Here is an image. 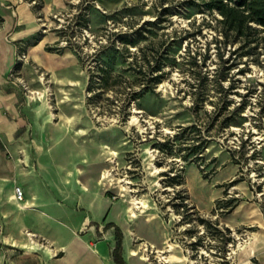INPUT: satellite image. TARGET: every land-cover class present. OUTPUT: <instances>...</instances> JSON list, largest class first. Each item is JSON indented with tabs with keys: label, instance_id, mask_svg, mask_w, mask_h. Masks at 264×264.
<instances>
[{
	"label": "rangeland",
	"instance_id": "rangeland-1",
	"mask_svg": "<svg viewBox=\"0 0 264 264\" xmlns=\"http://www.w3.org/2000/svg\"><path fill=\"white\" fill-rule=\"evenodd\" d=\"M22 1L36 19V37L52 36L46 45L61 50L50 67L29 59L19 65L21 82L9 78L23 92L26 133L18 139L41 188L119 201L139 264H255L250 249L238 245L254 233L264 240V225L230 230L220 218L234 199L258 206L264 220V46L242 55L238 43L224 40L215 15L188 8L187 0ZM138 29L144 34L136 46L122 42L139 38ZM66 41L72 46L59 45ZM113 46L120 48L113 65L119 83L89 87ZM144 54L153 66L162 60L164 79L134 100L139 83L148 85V75L138 74L151 69ZM204 136L211 138L203 158H182L180 144L197 146ZM23 179L18 174L22 189ZM66 203L81 227L83 201Z\"/></svg>",
	"mask_w": 264,
	"mask_h": 264
},
{
	"label": "crops",
	"instance_id": "crops-1",
	"mask_svg": "<svg viewBox=\"0 0 264 264\" xmlns=\"http://www.w3.org/2000/svg\"><path fill=\"white\" fill-rule=\"evenodd\" d=\"M37 32L28 4L22 0H0V264H116L112 252L117 228L122 234L123 260L126 264H139L132 256L130 231L123 227L125 215H121L119 201L85 192L80 198L76 193H49L41 188L37 166L32 165L34 171L26 166V147L18 139L26 133L20 134L25 121L21 111L23 92L19 85L9 82V75L16 64L18 44L27 46L31 62L50 67L49 59L55 54L48 51L46 44L54 38L36 37ZM18 174L24 178L23 204L14 199ZM76 197L83 201L85 217L81 227L87 218L92 220L83 236L79 235L82 228L73 223L72 209L66 203ZM220 223L234 230L241 226L262 228L264 220L258 206L238 203L226 219L220 218ZM96 233L107 235L108 241L97 238ZM262 241L256 234L251 243L255 264H264V243L259 244ZM47 249L54 253L49 254Z\"/></svg>",
	"mask_w": 264,
	"mask_h": 264
},
{
	"label": "trees",
	"instance_id": "trees-1",
	"mask_svg": "<svg viewBox=\"0 0 264 264\" xmlns=\"http://www.w3.org/2000/svg\"><path fill=\"white\" fill-rule=\"evenodd\" d=\"M95 0H93L94 2ZM91 3V6H88L92 11L97 10L94 3ZM188 8L196 6L203 13L208 15H215L214 20L220 27V33L222 34L225 41H228L232 44L238 43L239 48L244 56L249 55L253 50L257 49L259 45L264 46V0H187L184 2ZM167 11V10H164ZM89 15L82 13L79 14V23H84L89 21ZM143 31L138 29L137 35L139 38L136 40H130L126 36H122L124 39L122 42L127 45H137V41L143 38ZM120 38V39H121ZM120 48L116 46L112 48L110 55L107 59H104L103 62L97 63V74L96 76L91 77L89 87H94L95 85L101 87H111L116 85L118 79L113 76V65L119 59L117 58V53ZM48 51L58 52L61 51L60 48L48 47ZM121 51V50H120ZM122 51H127L129 54V48H123ZM145 55V54H144ZM146 56V55H145ZM144 56V59L147 65H150L151 69L149 72L145 71L143 67H140L138 74L148 75V81L145 85L144 83H139L141 87L139 92H135V99L144 97L148 93H153L155 87L159 85L163 79L162 66L163 62L157 61L156 65L153 66L152 61L148 57ZM144 71V72H143ZM137 73V72H136ZM142 82V80H140ZM202 101L204 99L202 98ZM198 106V104H197ZM202 104H200L201 108ZM228 103L224 105L226 109ZM244 109V104L237 109V112H241ZM230 123V119H225L222 126L226 127ZM194 130L196 126H190L186 130ZM211 138V137H210ZM210 138L204 136L203 140L197 144V146L192 145L189 142H182L179 146V153L187 151L186 154H183L182 158L188 159L191 155L195 156L196 159H202L204 156L205 149L208 147ZM193 143V142H192ZM161 148L169 146V141L160 144ZM174 182L179 183V177L172 178ZM237 184V181H232L229 186H234ZM225 194H227L225 192ZM238 200H228L222 206L227 213H231L236 205ZM206 223V220H201ZM229 231V230H228ZM112 258L116 264H126L122 257V234L121 231L116 229V244L112 252Z\"/></svg>",
	"mask_w": 264,
	"mask_h": 264
},
{
	"label": "built area",
	"instance_id": "built-area-1",
	"mask_svg": "<svg viewBox=\"0 0 264 264\" xmlns=\"http://www.w3.org/2000/svg\"><path fill=\"white\" fill-rule=\"evenodd\" d=\"M68 42L67 41L65 43L59 42V45L61 47H62V45H66V46L71 45L72 46V43H70V42L68 43ZM58 48H60V47L58 46ZM28 62H29V57L27 54V46L24 44H18L16 46V64H15L14 68L12 69V71L9 75V78L10 79L13 78V79H16V80L21 82L22 80L19 77H17V75H19V69H20L19 65L24 66ZM14 199L18 202H21L24 200V192L20 186L16 185L14 188Z\"/></svg>",
	"mask_w": 264,
	"mask_h": 264
},
{
	"label": "bare ground",
	"instance_id": "bare-ground-1",
	"mask_svg": "<svg viewBox=\"0 0 264 264\" xmlns=\"http://www.w3.org/2000/svg\"><path fill=\"white\" fill-rule=\"evenodd\" d=\"M33 94H35V97L36 98H41V96H42V93L41 92H38V91H33ZM139 201H134L133 202V205H135V207L136 208H140V206H139ZM143 207H144V205H142ZM133 215H135V214H133ZM132 215V216H133ZM261 227H262V225H261ZM30 236H32V234H29ZM6 239V238H5ZM256 239V234H253V235H251V236H249V238L245 241V242H243V243H241V244H239L238 246L239 247H242V246H245V247H247L248 249H250V250H253V252H254V248L252 247V245H251V243L253 244V241ZM258 240V239H257ZM255 245V244H254ZM167 246V245H166ZM32 248H34V246L32 247ZM242 250H245L244 248L242 249ZM47 252L49 253V254H53L54 253V251L52 250V249H47ZM137 253L135 252V250H132V256H135Z\"/></svg>",
	"mask_w": 264,
	"mask_h": 264
}]
</instances>
